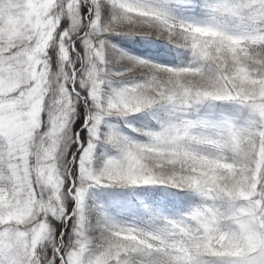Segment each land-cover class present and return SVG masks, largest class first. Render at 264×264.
<instances>
[{"label":"snow or ice","instance_id":"1","mask_svg":"<svg viewBox=\"0 0 264 264\" xmlns=\"http://www.w3.org/2000/svg\"><path fill=\"white\" fill-rule=\"evenodd\" d=\"M0 264H264V0H0Z\"/></svg>","mask_w":264,"mask_h":264}]
</instances>
